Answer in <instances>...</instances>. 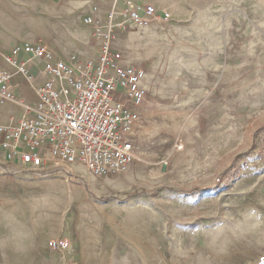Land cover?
Segmentation results:
<instances>
[{
	"label": "rangeland",
	"instance_id": "obj_1",
	"mask_svg": "<svg viewBox=\"0 0 264 264\" xmlns=\"http://www.w3.org/2000/svg\"><path fill=\"white\" fill-rule=\"evenodd\" d=\"M166 1L115 45L147 71L136 159L4 167L0 264H264V0Z\"/></svg>",
	"mask_w": 264,
	"mask_h": 264
},
{
	"label": "built area",
	"instance_id": "obj_2",
	"mask_svg": "<svg viewBox=\"0 0 264 264\" xmlns=\"http://www.w3.org/2000/svg\"><path fill=\"white\" fill-rule=\"evenodd\" d=\"M109 11L105 23L87 14L83 22L100 39L98 60L76 56L56 59L42 44L17 46L44 58L53 75L39 88V99L27 104V114L17 123L0 125L1 147L8 163L20 164L53 174L60 162L83 164L97 176L125 172L137 157L132 134L140 121L137 108L147 97V71L125 63L115 47L119 30L129 26L147 27L157 19L153 4L124 10L121 18ZM169 14L165 15L168 18ZM21 72L25 65L9 59ZM11 73L0 71V101L13 97Z\"/></svg>",
	"mask_w": 264,
	"mask_h": 264
},
{
	"label": "crops",
	"instance_id": "obj_3",
	"mask_svg": "<svg viewBox=\"0 0 264 264\" xmlns=\"http://www.w3.org/2000/svg\"><path fill=\"white\" fill-rule=\"evenodd\" d=\"M141 2L156 7L155 22L176 17L182 12L166 0H0V71L11 73L10 89L13 94V97L0 101V125L15 124L25 116L26 105L35 104L39 99L38 88L53 77L46 68L44 58L23 50L14 53L17 46L42 44L53 52L56 59L76 56L96 61L100 39L94 36L92 27L83 22V17L93 14L98 21L105 23L107 13L114 11L119 20L124 10L137 9L143 5ZM166 14H169L168 18H165ZM129 34L130 26L128 30H119L114 44L117 46L121 36ZM10 58L23 63L26 71L21 72ZM124 61L130 63V58L124 57ZM1 140L0 133V188L3 189L8 176L4 167L14 173L21 172L23 168L20 164L7 162ZM60 164L73 171L85 170V165L79 163Z\"/></svg>",
	"mask_w": 264,
	"mask_h": 264
}]
</instances>
